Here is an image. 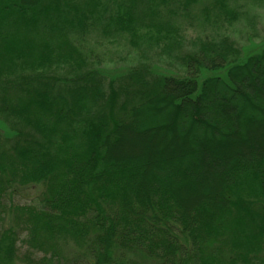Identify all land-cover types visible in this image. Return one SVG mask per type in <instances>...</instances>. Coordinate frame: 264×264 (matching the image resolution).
Masks as SVG:
<instances>
[{
	"label": "trees",
	"instance_id": "1",
	"mask_svg": "<svg viewBox=\"0 0 264 264\" xmlns=\"http://www.w3.org/2000/svg\"><path fill=\"white\" fill-rule=\"evenodd\" d=\"M261 7L0 0V264H264Z\"/></svg>",
	"mask_w": 264,
	"mask_h": 264
},
{
	"label": "rangeland",
	"instance_id": "2",
	"mask_svg": "<svg viewBox=\"0 0 264 264\" xmlns=\"http://www.w3.org/2000/svg\"><path fill=\"white\" fill-rule=\"evenodd\" d=\"M250 13L252 15L256 14L258 16L256 20V30L258 33L257 38L250 39L249 34L251 33V31L249 30L247 22L245 20L235 24L232 28H230V31L228 32L230 37L234 41H237L243 47V50L246 53L254 52L264 47V7L255 8ZM194 35L195 34H193V36ZM115 49L118 51L121 50L117 46H115ZM136 57V54L133 53L125 59L115 60L114 62H109L107 60L104 65V70L108 75L120 74L126 69L138 64L139 60H137ZM153 69L156 70V72L163 71L173 73L176 72L178 68L176 65H172V63L167 58L154 57ZM0 128H2V126ZM41 189L42 187L40 185L20 187L15 192L14 200L16 203H31V201L40 194Z\"/></svg>",
	"mask_w": 264,
	"mask_h": 264
}]
</instances>
